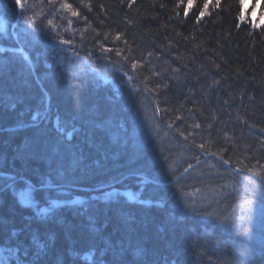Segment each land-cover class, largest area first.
<instances>
[{"label":"trees","instance_id":"1","mask_svg":"<svg viewBox=\"0 0 264 264\" xmlns=\"http://www.w3.org/2000/svg\"><path fill=\"white\" fill-rule=\"evenodd\" d=\"M243 1L24 0L21 11L16 0H0V264H264V246L242 230L173 207L178 195L208 180L182 179L168 192L153 191L136 174L122 180L132 165L116 161L119 145L102 127L128 132L132 108L147 100L178 138L172 155L215 154L232 169L209 160L229 174L264 177L257 172L264 162V0ZM30 6L66 9L64 34L45 33ZM157 62L182 81L162 85ZM196 127L201 139L191 136ZM36 140L47 153L72 149L78 184H118L40 219L36 202L64 200L63 191L25 181L7 186L18 176L54 180L45 158L29 153ZM179 175L148 176L163 182ZM130 188L136 201L124 192ZM245 244L251 255L242 258Z\"/></svg>","mask_w":264,"mask_h":264},{"label":"rangeland","instance_id":"2","mask_svg":"<svg viewBox=\"0 0 264 264\" xmlns=\"http://www.w3.org/2000/svg\"><path fill=\"white\" fill-rule=\"evenodd\" d=\"M34 1L32 0V2ZM246 1H243L244 5ZM41 2L42 0H40V4ZM31 11L32 20L42 21V29L45 33L50 35L53 31H56L58 36L64 34L67 19V15L64 13L66 9L58 14L57 11L53 14V12H45L43 9L40 12L35 6H30L29 12ZM250 14L256 16L258 10L250 11ZM262 15H264V12ZM49 20L52 21V25H55V27L48 24ZM153 69L160 76L162 85H166L171 79L178 82L182 81V74L166 62L155 63ZM102 127L110 134L111 143L119 145L116 161L126 159L127 164L132 165L124 169L126 172L121 178L122 180L127 175L133 174L142 177H149L148 175L151 173L157 176L184 174L181 179L173 183L163 185L154 183L152 185L153 191L162 190L164 192L170 191L182 179L208 180L205 185L178 195L172 204L173 207L184 213H201L206 220L224 226L231 231L242 230L248 240L264 246V200L262 199V197L264 198V180L245 173L229 174L220 169L209 158L195 159L196 156L190 150L172 155V151L176 149L178 138L159 120L154 107L147 100L132 108L128 132L114 124L102 125ZM91 130L92 128L89 126V133H91ZM191 136L201 139L200 129L196 127ZM47 149L41 147V144L36 140L30 145L29 153L39 159L45 158L46 169L54 180L66 182L65 188L74 187V189H78L81 177L76 174L78 163L72 155V149L64 151L60 147H57V150L49 148L50 153H47ZM121 165H115V167L123 168ZM259 166L257 172H264V162ZM189 167L192 168L185 172ZM39 179L43 184H30L33 189H40L41 186L61 189V186L54 180L46 181L42 176H39ZM17 180L28 182L25 176H18L12 182L14 183ZM25 193L27 197H24V199H29L27 204H31L30 190L27 188ZM60 194L61 192L57 193L59 196ZM61 195L63 196L64 193ZM52 198L60 204V199L57 201V197L52 196ZM80 201V199L75 198L72 203L75 204ZM56 206L59 207V205ZM55 226L57 230V224ZM239 252L242 258H246L251 255V248L247 244L241 245L239 246Z\"/></svg>","mask_w":264,"mask_h":264},{"label":"water","instance_id":"3","mask_svg":"<svg viewBox=\"0 0 264 264\" xmlns=\"http://www.w3.org/2000/svg\"><path fill=\"white\" fill-rule=\"evenodd\" d=\"M211 156L217 158L218 160L224 161L220 156L215 155V154H209V155L207 154V155H204L203 159H205V158H209V157H211ZM203 159H202V160H203ZM224 162H225V161H224ZM225 164H226L228 167H231V166H232L229 162H225ZM190 168H192V167H189L185 172L189 171ZM238 171H241V169H238ZM183 175H184V174H181V175H180L179 177H177L175 180H173V181H168V182H159V181H156V180L151 179V178H149V177H148V179L151 180V181H153L154 183H157V184H170V183H173V182L178 181L179 179H181V178L183 177ZM144 177H147V176H144ZM258 178L261 179V180H263V179L260 178V177H258ZM15 180H16V179H15ZM28 181H30V180H28ZM116 184H117L116 182H113V183H111V184H107V185H104V186H101V187L112 186V185H116ZM33 185H34V184H33ZM60 186H62V185H60ZM77 188H79V189H83V190H90V189H93L92 187H82V186H79V187H77ZM125 192H126L127 194L130 195L132 201H135V200H136V196L133 194V190H132V189L125 190ZM79 199H80V200H83V197L80 196Z\"/></svg>","mask_w":264,"mask_h":264},{"label":"flooded vegetation","instance_id":"4","mask_svg":"<svg viewBox=\"0 0 264 264\" xmlns=\"http://www.w3.org/2000/svg\"><path fill=\"white\" fill-rule=\"evenodd\" d=\"M65 193V196L64 197V200H66L68 203H72V200L75 199L76 195L77 194H80V193H76L75 190L73 189H70V190H65L64 191ZM87 194H84V197H86ZM57 203H56V200L51 197H48V199L43 203L42 205V208L45 207V210L47 211L46 213L49 214V217H50V214L55 211L54 209L57 208ZM46 216V214H45Z\"/></svg>","mask_w":264,"mask_h":264},{"label":"snow or ice","instance_id":"5","mask_svg":"<svg viewBox=\"0 0 264 264\" xmlns=\"http://www.w3.org/2000/svg\"><path fill=\"white\" fill-rule=\"evenodd\" d=\"M16 4H17V6L20 7L21 11L26 10V5L24 3V0H16ZM62 7L67 8L69 10H72V5L71 4H66L65 3V4L62 5ZM85 7H89V6L88 5H85ZM72 15L73 16H79V12L72 10ZM69 23H71V22H69ZM48 24L49 25H52V21L49 20L48 21ZM52 26L55 27V25H52ZM62 42L65 43V44H71V41L70 40H64ZM262 178H264V177H262Z\"/></svg>","mask_w":264,"mask_h":264},{"label":"bare ground","instance_id":"6","mask_svg":"<svg viewBox=\"0 0 264 264\" xmlns=\"http://www.w3.org/2000/svg\"><path fill=\"white\" fill-rule=\"evenodd\" d=\"M127 176H129V175H127ZM27 183L28 184H34V182H32V181H28ZM46 236L48 237V234H46ZM48 242H49L50 245H52V243H51L52 241H48ZM45 243H47V241H45ZM46 245H48V243Z\"/></svg>","mask_w":264,"mask_h":264}]
</instances>
